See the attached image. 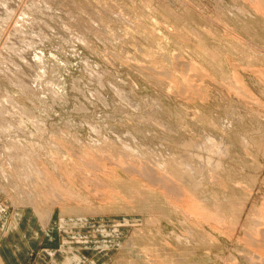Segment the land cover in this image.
Wrapping results in <instances>:
<instances>
[{
    "label": "rangeland",
    "instance_id": "374dc122",
    "mask_svg": "<svg viewBox=\"0 0 264 264\" xmlns=\"http://www.w3.org/2000/svg\"><path fill=\"white\" fill-rule=\"evenodd\" d=\"M256 220L264 0H0V264H264Z\"/></svg>",
    "mask_w": 264,
    "mask_h": 264
},
{
    "label": "bare ground",
    "instance_id": "6f19581e",
    "mask_svg": "<svg viewBox=\"0 0 264 264\" xmlns=\"http://www.w3.org/2000/svg\"><path fill=\"white\" fill-rule=\"evenodd\" d=\"M108 23V22H107ZM148 79V78H147ZM181 86L183 87V88H186L187 90L188 89H190V86H188V85H186L185 83H183L182 82V84H181ZM120 88V87H119ZM117 105V104H116ZM123 105V104H122ZM161 112V111H160ZM212 142H213V140H211ZM226 143V142H225ZM189 145V144H188ZM224 145V144H223ZM185 146H186V144H185ZM190 146L191 147H193V146H198V147H207L208 149L210 148V149H214V148H217L218 149V151H219V153H223L224 152V149H222L221 148V144H217L216 145V143H211V142H204L202 145H197V144H194V143H192V144H190ZM187 148H189V147H187ZM229 148V147H228ZM227 148V149H228ZM206 150V149H205ZM186 151V150H185ZM189 151V150H188ZM190 152V151H189ZM193 152V151H192ZM211 152V151H210ZM72 153V152H71ZM162 153V152H161ZM201 155V154H200ZM188 162H182V164H181V166H183V167H185L187 170H189V172H188V174L185 176H183L185 179H188V181H189V183L192 185V187H191V189L192 190H194V191H197V188H198V186H199V184H198V182H197V180L196 179H194L193 178V176H196L197 174H198V170L197 169H195V168H193L192 167V165H188L187 164ZM164 165V164H163ZM162 165V166H163ZM199 165V164H198ZM220 167V164L219 165H216L215 166V168H216V170L218 169ZM178 169H180L179 168V166H178ZM166 170L167 171H171L172 170V168H170V167H166ZM223 170V169H222ZM177 171H179V170H177ZM225 172H226V170H225ZM219 173V172H218ZM177 174H179V173H177ZM219 174H221V173H219ZM225 175V174H224ZM223 175V176H224ZM230 174H228V176H229ZM181 176V175H180ZM229 178V177H228ZM227 178V180H229ZM190 179V180H189ZM224 179V178H223ZM233 179V178H232ZM232 179H231V181H232ZM225 180H226V178H225ZM235 189V188H234ZM208 190V189H207ZM224 190V189H223ZM201 192H203V190L201 191ZM200 194V193H199ZM205 194H206V192H205ZM218 196V195H217ZM248 197V196H247ZM148 198V197H147ZM209 198V197H208ZM238 198V197H237ZM241 197H239V199H240ZM246 198V197H245ZM27 199V198H26ZM203 199V198H202ZM228 199V198H227ZM204 200V199H203ZM231 200H235V199H231ZM244 200V199H243ZM225 201H226V199H225ZM29 202V201H28ZM205 202V201H204ZM211 202H213V201H211ZM229 202V201H228ZM244 202V201H243ZM119 203V202H118ZM223 202H221V204H222ZM225 203V202H224ZM87 206H89V205H87ZM229 207V206H228ZM228 207H227V210H229L228 209ZM226 210V209H225ZM174 212V211H173ZM220 212H222V209L220 208L218 211H217V215H220ZM227 216H229L228 214H227ZM240 221V220H239ZM261 221H262V223H263V220H256L254 223H253V232H254V234H260L261 232H264V223L262 224L261 223ZM161 223V222H160ZM194 234V233H193ZM182 245L183 244H181V247H182ZM191 245H192V243H191ZM180 246V245H179ZM184 246V245H183ZM187 247H189V246H187ZM183 248V247H182ZM186 248V247H185ZM184 249V248H183ZM191 250H193V248H191Z\"/></svg>",
    "mask_w": 264,
    "mask_h": 264
}]
</instances>
